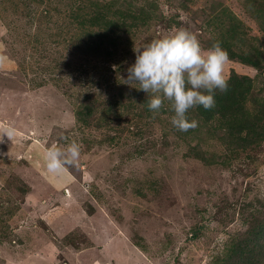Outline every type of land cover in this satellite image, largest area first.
<instances>
[{
    "label": "rangeland",
    "instance_id": "1",
    "mask_svg": "<svg viewBox=\"0 0 264 264\" xmlns=\"http://www.w3.org/2000/svg\"><path fill=\"white\" fill-rule=\"evenodd\" d=\"M91 2L112 20L110 44L92 53L71 21ZM263 10L264 0H0V125L16 130L0 143V264H264ZM181 28L234 54L226 79L249 81L234 121L195 107L198 126L179 131L167 102L154 115L124 83L134 48ZM244 120L247 145L236 140ZM72 141L77 166L49 174L45 150Z\"/></svg>",
    "mask_w": 264,
    "mask_h": 264
},
{
    "label": "clouds",
    "instance_id": "2",
    "mask_svg": "<svg viewBox=\"0 0 264 264\" xmlns=\"http://www.w3.org/2000/svg\"><path fill=\"white\" fill-rule=\"evenodd\" d=\"M135 62L127 68L124 83L148 94L147 107L153 114L159 113L167 102L174 112L172 125L187 132L198 126L189 122L187 112L198 106L205 110L215 107L217 91H228L224 75L229 55L219 42L204 50L197 36L186 29L156 39L143 48H134ZM16 130L10 125H0V143L12 139ZM81 155V146L72 141L61 148L53 144L43 156L46 171L55 176L76 167Z\"/></svg>",
    "mask_w": 264,
    "mask_h": 264
},
{
    "label": "trees",
    "instance_id": "3",
    "mask_svg": "<svg viewBox=\"0 0 264 264\" xmlns=\"http://www.w3.org/2000/svg\"><path fill=\"white\" fill-rule=\"evenodd\" d=\"M95 8L97 10L98 5L91 2L89 11L85 13L81 12L79 14H74V13L71 14L73 33L75 35L78 34L77 39H78V42L81 44V46L84 48L83 50L85 52H90V53L96 51L100 47L110 44L108 40V37L110 36H108L106 33H110L111 30H108L105 25L108 21H112V20L104 16L97 18L99 14L95 10ZM106 10H108V6H106ZM117 13H119V15L116 16L117 19L119 17L122 19H128L132 17V15L130 14V10H126L125 13L123 14H122V11L117 10ZM263 17H264V10H263ZM89 20H92L93 22L90 23ZM95 20L97 21L93 27L92 25L95 22ZM92 28L98 31L102 30V32L98 33L96 30H94L93 32ZM261 29L264 31V23L262 24ZM91 33H95L97 35V37L95 38V39H99L97 43L92 38L89 37ZM58 35H64V34L60 33ZM68 40L70 42L77 41V40L70 39V38H68ZM75 47L77 48L76 45ZM227 53L229 55V59L235 58L232 52L227 51ZM238 59L242 63H247L251 66L256 65L251 60L250 61L243 60L241 58H238ZM53 66L55 65L53 64ZM248 82L249 81L246 77H240V76L235 75L234 73L231 74L228 78V91L224 93L217 91L214 95L215 107L209 110H205L202 106H198L196 107L197 113L199 115L205 116V118L207 117L208 114H211L213 116L216 115L220 117V119H223V120L233 118V121H234L235 117L237 116V112L239 108L238 106H240L239 101H243L246 95V92L243 89L242 85L243 84L245 85V83H248ZM245 87L247 86L245 85ZM236 127L238 131V137H236V140L239 141V143L241 144H246V145L250 144V122L249 120H244L241 124H239L238 122Z\"/></svg>",
    "mask_w": 264,
    "mask_h": 264
},
{
    "label": "crops",
    "instance_id": "4",
    "mask_svg": "<svg viewBox=\"0 0 264 264\" xmlns=\"http://www.w3.org/2000/svg\"><path fill=\"white\" fill-rule=\"evenodd\" d=\"M39 145V144H38ZM32 147H35V146H32ZM38 147V150H40V145L39 146H37ZM64 173H66V175H68V173L65 171ZM69 178H70V176H69ZM43 205H40L39 207H42ZM114 240H111V242L112 243H116V242H119V239H117V238H113ZM40 243V242H39ZM120 244V243H119ZM39 245H42V248H45V247H51V243H43L42 244V242H41V244H39ZM42 252H40V254H39V258L40 259H42V260H44V261H46L47 260V263H48V261H49V259H48V257H47V254H48V252L46 253V256H44V255H42L41 254ZM50 253H52V252H50Z\"/></svg>",
    "mask_w": 264,
    "mask_h": 264
}]
</instances>
